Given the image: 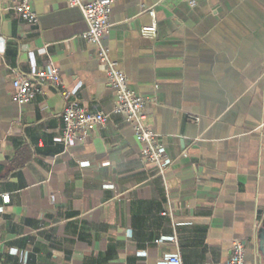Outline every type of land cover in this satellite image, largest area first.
<instances>
[{
  "label": "crops",
  "instance_id": "0c3cea01",
  "mask_svg": "<svg viewBox=\"0 0 264 264\" xmlns=\"http://www.w3.org/2000/svg\"><path fill=\"white\" fill-rule=\"evenodd\" d=\"M15 2L0 0V264H223L235 239L245 264H257L264 0H113L104 44L146 100L163 174L112 111L116 93L97 45L81 37L79 9L31 0V26ZM149 9L153 38L140 32ZM47 61L69 95L47 87L29 103L12 101L13 78ZM73 99L107 121L65 146L61 115Z\"/></svg>",
  "mask_w": 264,
  "mask_h": 264
},
{
  "label": "built area",
  "instance_id": "2783aa9c",
  "mask_svg": "<svg viewBox=\"0 0 264 264\" xmlns=\"http://www.w3.org/2000/svg\"><path fill=\"white\" fill-rule=\"evenodd\" d=\"M112 2L113 0H66L68 6L79 9L86 23L87 29L81 34V37L97 45L96 58L104 67L106 79L116 93V103L112 111L119 114L123 122L131 126L136 140L141 144L140 152L143 159L156 165L159 174H163L168 168V164L164 159L165 151L160 139L146 123V115L143 112L146 100L129 86L126 76L118 69L117 61L109 56L108 49L104 44V38L112 27L110 22ZM12 8L23 22L31 26L37 25L38 16L32 9L31 0H16ZM2 11L0 7V27L3 19ZM148 13L151 22L142 26L140 32L144 37L153 38L157 32L155 12L153 9H149ZM0 44V53H3L4 41L1 35ZM11 85L13 88L11 99L17 104L33 101L37 96L43 95L47 87L58 89L65 97L69 95L62 85L58 68L50 61L45 62L42 68L33 72L29 77L17 76L13 78ZM188 118L195 122L199 120L198 116L194 115H188ZM61 119V142L67 146L76 139H87L96 127L106 123L107 114L101 111L90 112L76 99H73L66 102ZM81 165H85V163H81ZM8 200V195L2 196L3 203H7ZM170 261L177 263L179 259L171 258ZM223 264H245L244 241L233 240L229 257Z\"/></svg>",
  "mask_w": 264,
  "mask_h": 264
},
{
  "label": "water",
  "instance_id": "95a60500",
  "mask_svg": "<svg viewBox=\"0 0 264 264\" xmlns=\"http://www.w3.org/2000/svg\"><path fill=\"white\" fill-rule=\"evenodd\" d=\"M257 253L259 255L257 264H264V215L257 228Z\"/></svg>",
  "mask_w": 264,
  "mask_h": 264
}]
</instances>
